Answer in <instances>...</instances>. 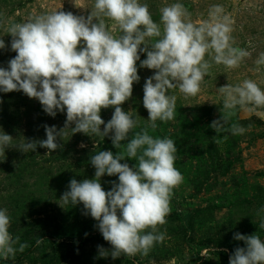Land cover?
Listing matches in <instances>:
<instances>
[{
    "label": "rangeland",
    "instance_id": "obj_1",
    "mask_svg": "<svg viewBox=\"0 0 264 264\" xmlns=\"http://www.w3.org/2000/svg\"><path fill=\"white\" fill-rule=\"evenodd\" d=\"M139 2L149 6L156 23H160L163 7L182 3L190 13L186 19L196 25L215 22L210 12L214 6H220L222 11L216 20L222 22L226 16L232 28L233 46L250 53L234 69L216 64L212 55L206 54L205 59L212 66L200 92L185 97L178 88L170 89L169 95L177 97L175 118L168 122L157 120L156 130L148 129L154 138L167 137L175 142V167L183 176V182L174 189L167 222L158 227L163 241L155 243L146 256L122 254L113 259L111 244L104 240L98 221L86 214L83 204L72 206L60 200L70 190L72 179L82 182L95 177L92 155L99 151H123L132 136L149 125L143 88L155 70L140 67V62L147 58L146 52H140V79L133 84L131 98L121 105L137 120V127L121 141V148L113 146L112 133L102 139L84 133L72 135L69 129L67 135L57 138L62 147L51 154L39 144L35 151L23 153L17 147H9L0 154V210H7L13 238L19 236L21 243L29 245L23 252L17 251L14 258H0V264H229L237 248L247 247L244 241L234 238L237 233L256 234L264 241V228L260 226L264 220V108L249 112L237 106L225 128L237 123L246 129L242 135L230 131L217 134L210 127L224 111L220 87L249 79L264 90V65L256 64L264 53V0ZM94 3L95 0H0V17L6 21L0 26V38L6 46L0 49V67L7 69L8 62L17 55L11 50L12 37L5 31L8 24L24 23L57 11L87 18ZM104 19L114 36L121 35L114 21ZM113 113V107L101 110L105 124ZM65 121L66 110H57L53 117L37 99L22 91H0V131L13 137V145L44 140L45 125L59 131ZM103 128L101 125V131ZM121 163L134 167L136 161L126 158ZM113 182H119L118 175L105 174L100 179L106 192L112 189ZM39 237L44 240L37 245ZM99 247L109 255L100 256Z\"/></svg>",
    "mask_w": 264,
    "mask_h": 264
},
{
    "label": "clouds",
    "instance_id": "obj_2",
    "mask_svg": "<svg viewBox=\"0 0 264 264\" xmlns=\"http://www.w3.org/2000/svg\"><path fill=\"white\" fill-rule=\"evenodd\" d=\"M221 11L220 6H214L210 15L215 22L196 25L186 19L190 13L185 6L174 3L160 10V23H156L149 6L139 0H95L94 10L87 18L57 11L24 23H10L5 28L12 37L11 50L17 55L8 62L7 69L0 67V91H22L37 99L53 117L57 110H66V121L59 131L45 125L46 139L19 145H13V137L0 131V154L9 147H17L23 153L35 151L37 144L51 154L62 147L57 138L67 135L69 129L72 135L84 133L102 139L112 133L113 146L121 148V141L137 127V120L121 105L131 98L133 84L140 79V52L147 53L140 67L155 70L143 88L149 125L136 132L123 151H99L92 155L95 177L82 182L72 179L70 190L60 199L72 206L83 204L86 214L98 221L104 240L111 244L113 259L122 254L146 256L155 243L163 241L158 227L167 222L174 189L183 182L175 167V142L167 137L154 138L148 130H156L157 120L168 122L175 118L177 97L169 95V90L178 88L185 97L196 96L212 66L205 59L206 54L212 55L216 64L230 69L238 68L250 55L233 46L228 18L216 20ZM104 18L114 21L121 35L114 36ZM5 23L0 17V26ZM5 47L0 38V49ZM256 64L264 65V53ZM219 92L224 97V111L210 127L217 134L230 131L242 135L244 127L231 123L225 128V124L235 115L237 106L249 112L264 108V90L255 81L245 79L235 86H222ZM109 107L114 108V113L105 124L100 113ZM72 124L75 127H70ZM126 158L134 159L135 166L121 163ZM105 174L118 175L119 180L107 192L100 183ZM260 226L264 228V220ZM9 227L10 217L2 209L0 258L5 260L29 246L21 243L19 236L13 238ZM234 238L244 241L247 247L237 248L229 264H264V241L259 235L237 233ZM43 240L37 238L36 244ZM99 255L106 257L109 252L99 247Z\"/></svg>",
    "mask_w": 264,
    "mask_h": 264
}]
</instances>
